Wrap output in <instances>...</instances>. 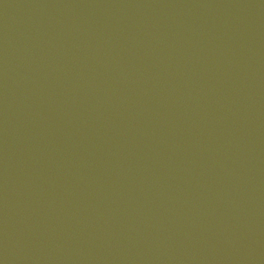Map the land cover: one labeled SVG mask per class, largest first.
<instances>
[{"label":"water","instance_id":"obj_1","mask_svg":"<svg viewBox=\"0 0 264 264\" xmlns=\"http://www.w3.org/2000/svg\"><path fill=\"white\" fill-rule=\"evenodd\" d=\"M264 15V0H0V101L101 56Z\"/></svg>","mask_w":264,"mask_h":264}]
</instances>
